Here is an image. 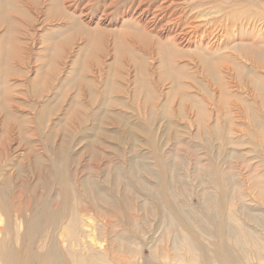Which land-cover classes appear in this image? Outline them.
<instances>
[{
	"label": "rangeland",
	"instance_id": "obj_1",
	"mask_svg": "<svg viewBox=\"0 0 264 264\" xmlns=\"http://www.w3.org/2000/svg\"><path fill=\"white\" fill-rule=\"evenodd\" d=\"M113 1L0 0V264H203L233 218L264 241V0H195L202 62L120 29L125 1L101 17Z\"/></svg>",
	"mask_w": 264,
	"mask_h": 264
},
{
	"label": "bare ground",
	"instance_id": "obj_2",
	"mask_svg": "<svg viewBox=\"0 0 264 264\" xmlns=\"http://www.w3.org/2000/svg\"><path fill=\"white\" fill-rule=\"evenodd\" d=\"M119 1H125L123 5L126 6V10H123L121 13L119 11L118 13H116L120 15L122 14L121 19L122 18L123 19L121 21L122 24L119 27L120 29L123 28L124 25H127L126 23H130L127 26L132 27L131 29L133 31L132 35L134 34L135 36V34H138L140 36L139 40L149 39L152 42L151 44L157 45V50L158 49L163 50L164 54L166 53L168 54V56L173 55L174 53L173 48L176 49L174 44H178V43L184 44L185 43L184 44L185 46H192L191 50H193L194 54H196L199 57L200 62L210 60L211 53L206 52L204 49L201 50L200 44L201 45L203 44V40L205 36L209 38L210 43L211 42L214 43L215 37L217 36V34L215 33L216 34L215 35L214 33H212V31H209L212 21L206 20L208 22L207 23L208 25H205V23H203L204 21L201 20L202 19V16L200 13L201 10L200 11L197 10L199 7L205 5V4H202L201 1H195V0H116V1H113L111 4L109 3L110 6L106 5L105 7H103L101 17L110 16V13L108 11L109 8H111L113 5L116 6ZM218 1L224 2L225 0H214V2H218ZM80 13H83V11H80ZM124 16H125V19H124ZM99 25L100 24H97L96 27L100 28ZM220 30H222V28ZM146 31H148L147 33H149L150 35L147 34ZM139 36L136 35V38ZM241 40L235 41L233 38H231V40L229 39V41L234 46H241L243 44V46L246 48H249V50L250 49L253 50V48H258V47L253 46L250 43L246 44L245 42H242ZM131 41L132 40H130V42ZM209 41L206 42L207 47L210 44ZM212 68H214V66H212ZM217 214L221 217L220 212L217 211ZM162 218L172 221L171 218H168L165 215H162ZM212 218L213 220L215 219L214 217ZM233 222L236 228L234 227V229H231L228 232H225L224 230L225 225H224L223 220L220 223L219 222L214 223L212 225L213 227L212 230H209V235L212 236V238H216V240L220 241L219 243L213 246L212 259L210 257L206 259L203 248L201 247L200 244H197L196 248L198 252L200 253V257H202L204 260L203 264H239L238 257L235 253L242 256L241 261L245 263L248 259V253L246 252L243 239L250 240V242L248 243L253 244V247L255 248L254 253L257 252L259 256L258 259L264 256V241L260 236L255 234V230L252 231V230H249L248 228L242 227L241 224L235 218H233ZM253 225L263 230L264 232V223L254 220ZM172 227L173 226L171 224L170 228ZM181 228L182 229L178 234L184 236V245H185L184 249L187 252H190V251L192 252L193 247H192L191 241L192 239L195 241L197 239L196 237H192V235H190V231L188 228L186 227L184 228L183 226ZM170 235L174 236L176 235V233L170 231ZM226 237H228V240H232L233 247L231 248L227 247L222 242V241H226ZM176 246L177 245L174 243V241H172L171 249L173 250L174 253L176 252ZM162 250L164 251V249L159 248L157 252L155 251L151 253L150 259L146 261V263H143V264H159L158 259L165 257V254L162 253ZM90 251H92V249H90ZM105 252H106L105 254L97 253L92 256L97 257V259L100 261L101 264H115L113 258H110V259L108 258V256L111 254L108 252V249H105ZM173 255H174L173 259H176L177 257L176 254H173ZM103 256H106V258H104ZM52 257L55 260H58V256L55 253L52 254ZM11 259L12 260L15 259V253H13V255L11 256ZM188 260L189 262H193L194 264L195 263L197 264L198 262L197 259L193 257L192 255H189Z\"/></svg>",
	"mask_w": 264,
	"mask_h": 264
}]
</instances>
